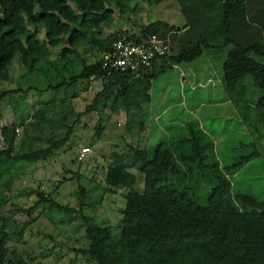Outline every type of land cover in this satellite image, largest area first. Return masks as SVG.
<instances>
[{"label":"trees","instance_id":"16d2710c","mask_svg":"<svg viewBox=\"0 0 264 264\" xmlns=\"http://www.w3.org/2000/svg\"><path fill=\"white\" fill-rule=\"evenodd\" d=\"M132 1L0 0V81L8 80L14 57L26 73L22 76H30L24 89L16 85L0 90V101L7 98L13 115L19 114V121L12 125L0 119L3 143L0 202L4 201L3 192H9L10 184L19 177L18 168L45 160L68 141L71 125L62 122L65 115L60 119L54 115L55 105L67 98L93 91L95 87L91 102L71 121L73 124L79 115L92 111L98 114L90 137L93 143L109 117L103 112L105 108L121 109L131 116L149 101L151 83L159 74L196 59L210 48L222 46L228 48L221 63L223 89L233 91L241 84L242 77L248 75L253 85L264 91V0H214L221 7L216 27L222 36L220 40L214 39L215 42H210L212 39L206 35L210 29L203 26L212 14L213 4H202L206 6V16L200 19L201 30L192 26V19L176 27L158 20L143 23L139 35L155 33L163 37L164 31L171 29L168 37H163L168 40L167 52L155 60L151 74L143 78L122 71L112 70L107 74L101 67L102 54L109 49L118 29L103 37L100 27L115 12L134 11L135 4L129 6ZM140 1L150 5L159 0ZM85 42L97 47L101 55L85 62L77 50ZM90 76L103 78L101 82H92ZM28 94L37 96L36 105L29 111ZM255 104L264 110V95ZM27 115L34 119L33 124L39 130L50 129L54 136L46 134L40 138L34 134L20 139L18 145L15 129ZM250 123H245L249 132L253 126ZM60 127H65L63 133H57ZM263 127H254L258 132L256 138H264V129L260 130ZM185 129L183 135L110 154L101 182L105 191L124 188L117 231L91 216L82 217L86 244L73 251L85 257V264H264V198L259 200L253 191L237 189L231 178L245 168L253 153L235 155L238 148H247V143L242 142L243 146L229 150L233 154L230 162L221 165L212 137L198 122L187 121ZM35 140L44 146H32ZM88 144L85 145L89 148ZM83 157L77 160L82 161ZM130 167L142 174L141 187L134 184L135 175ZM199 184L201 193L197 191ZM77 186L76 206L60 204L39 191L37 199L27 207L8 202L11 216L23 213L27 217L21 223L14 222L15 242L22 241L39 206L38 216H44L53 225L56 221L70 222L75 214H82V207L91 203L86 201L89 195L84 188ZM16 192L32 194L33 190ZM7 239V233L1 230L0 264H14L6 257ZM15 264L24 262L17 258Z\"/></svg>","mask_w":264,"mask_h":264},{"label":"rangeland","instance_id":"374dc122","mask_svg":"<svg viewBox=\"0 0 264 264\" xmlns=\"http://www.w3.org/2000/svg\"><path fill=\"white\" fill-rule=\"evenodd\" d=\"M205 3L213 4V9L212 14L207 16L208 18L204 21L203 26H208L210 30L206 32V35L212 39L210 42H215L214 39L219 37L220 40L222 36L219 33V28L216 27L221 17V7L214 0H159L150 5L140 0H134L129 3V6L135 4L136 9L134 11L125 10L121 13L115 12L113 17L100 27L101 36L106 37L114 30H124L130 27L128 30L136 32L140 25L154 20L163 22L167 26L176 27L184 26L186 22L192 19V26L201 30L202 23L200 19L202 16H206L204 14L206 6H202ZM95 37L98 38L99 35L95 34ZM56 50H58V47ZM77 50L85 62H90L101 55L100 51H97V47L86 42L80 44ZM227 51L226 46L218 49L210 48L205 52V55L202 54L198 58V64H189L188 66L179 64L178 67L174 66L171 70L158 75L152 83L153 86L150 87L149 101L143 103L142 110L132 113L129 117L124 110L111 111L105 108L103 112L108 114L109 117L105 120L100 135L94 138L93 143L90 142V137L93 135L98 114L92 111L79 115L78 120L73 124L71 121L77 113L83 111L87 104L91 102L95 87L93 91L80 93L77 97L67 98L62 104H56L54 107L55 119H60L61 115H65L62 122L71 125L72 132L68 141L54 150L50 157L45 160L26 163L18 168L19 177L10 184L11 190L3 192L2 199L4 201L0 202V233L3 230L8 235V239L5 241L7 246L6 257L14 264L17 258H20L24 264H85V257L77 255L73 251V248L82 247L86 244L82 217L91 216L96 222L103 223L102 225L106 224L114 232L117 231L118 207L122 206L123 203L124 188L119 187L105 191V186L101 182V173L106 162L110 160V154L113 151L120 154L125 153L135 145H151L163 140L166 135L168 137L183 135L187 132L185 129L186 122H191L196 118L201 125L208 128L212 126L215 131L216 120L213 121L208 116L212 110H207L209 108L207 104L206 107L202 104L198 105L199 102L214 104L215 101L222 100L224 102L227 99L240 116L251 120L250 124H253L252 131L249 132V137L241 140L246 142V146L249 148L248 150L238 148L235 155L252 152L253 158L247 165H244L245 168L242 167L243 170H240L231 178L237 189L253 191L259 200L264 198V147L262 145L264 138H256L258 132L254 129V127L258 129L259 126H264V116H262L260 107L255 104L257 98L264 95V91L257 89L248 75L242 77L241 84H238L233 91L223 89L221 63ZM202 56L210 63L209 66L205 65L207 69L199 64L203 61ZM182 70L192 71V73L188 74L190 82L186 81L184 86L180 82L179 87V80L184 79V76L182 77L180 74ZM9 71L8 80L0 81V90L14 88L16 85L24 89L30 81V76L28 75L27 78L22 76L26 73L15 57L11 61ZM204 71L208 72L206 74L208 76L205 78L202 77ZM179 74L181 79L178 78ZM197 77L201 78L197 79ZM197 82H204V86H200L205 87L201 93L203 97L192 93L194 91L191 87L194 84L198 85ZM167 87L168 89H166ZM182 88L185 92H182ZM32 94L27 95L29 101L27 104L28 111L36 105L35 98L37 96L34 97ZM13 95L18 96L16 93ZM7 100V98H4L0 101V119L12 125L16 120L19 121V114L13 115L11 113ZM217 104H220V102ZM226 106H222L223 109H220V112L223 111L221 118L225 120L221 123L224 126V132L230 130V123H232V119L235 120L236 118L234 111L227 109ZM192 108L194 110H191ZM22 111L20 110V113ZM33 122L34 119L27 115L23 123L17 125L15 132L18 145L20 139L30 135L36 134L40 138H44L46 134L54 136L53 131L50 129L48 131H45V129L39 130ZM249 129L247 128L248 131ZM263 129L264 127L260 130ZM64 131L65 127H60L57 133H63ZM233 140V136L227 138L226 135L223 142L218 143L217 147L214 146V151L221 165L230 162L233 154L229 153V150L239 145L238 142H232ZM88 142H90V145ZM85 144H88L90 149L88 148L82 161H79L77 160L78 146H86ZM1 146H3V143L0 136ZM32 146H44V143L35 140ZM255 151H258V153L256 154ZM129 170L135 175L134 184L141 187L142 174L132 167ZM78 184L89 195L86 201L91 203L82 207V214H75L70 222L56 221V224L53 225L44 216H38L40 214L39 206L33 213L37 214L38 217L36 216L33 221L28 223L22 241L15 242L14 222L21 223L27 217L23 213H15L11 216L8 211V202L27 207L37 199L36 192L39 191L44 195L53 197L60 204L76 206ZM200 186V184L197 186L198 193L202 192L199 189ZM28 188L33 190L32 194H18L16 192ZM12 195H14L13 198H11ZM90 195L93 196L90 197ZM10 198L11 200H9ZM54 218L56 220V216Z\"/></svg>","mask_w":264,"mask_h":264},{"label":"built area","instance_id":"2783aa9c","mask_svg":"<svg viewBox=\"0 0 264 264\" xmlns=\"http://www.w3.org/2000/svg\"><path fill=\"white\" fill-rule=\"evenodd\" d=\"M167 50L168 40L155 33L139 35L138 31L124 32L118 29L109 49L102 54L101 67L107 74L113 70L143 78L151 74L153 63ZM97 78L90 76L89 80L101 82L103 77ZM87 151V146H78L77 157L82 158Z\"/></svg>","mask_w":264,"mask_h":264},{"label":"crops","instance_id":"0c3cea01","mask_svg":"<svg viewBox=\"0 0 264 264\" xmlns=\"http://www.w3.org/2000/svg\"><path fill=\"white\" fill-rule=\"evenodd\" d=\"M146 23V22H145ZM140 27V26H139ZM131 28V27H130ZM130 28H127V29H124L125 31H128V32H134V30H128V29H130ZM139 29V28H138ZM168 30H166V31H164V36L163 37H168V34H169V32L171 31V29H169V28H167ZM229 47V46H228ZM204 55L206 54L205 52L203 53ZM202 55V54H201ZM200 55V56H201ZM199 56V57H200ZM199 57H197L196 59H194V60H192V61H190V62H186V63H181V65L182 64H185V65H189V64H191V65H196V64H198V58ZM202 59H203V61H201L199 64H200V66H202V67H205V65H208L209 66V62H207V60H206V58L204 57V56H202ZM177 67H178V65H176ZM174 67V66H173ZM172 67V68H173ZM202 67H200L201 69H202ZM172 68H170L169 70H171ZM189 68V67H188ZM205 69H207V67H205ZM191 70V69H190ZM165 73V72H164ZM192 73V71L191 72H186V71H181L180 72V74H181V76L183 77L184 76V79H182V81L181 80H179V87H180V82L182 83V85L184 86V84H185V82L186 81H189L190 82V78L188 79V77H189V75L188 74H191ZM9 74H10V72H9ZM161 74H163V73H161ZM180 74H179V76H178V78H180ZM206 74H208V72L207 71H204L203 72V75H202V77L203 78H205V77H207L208 75H206ZM160 75V74H159ZM210 76V75H209ZM177 78V79H178ZM198 78H201V77H197V79ZM156 79V78H155ZM154 79V80H155ZM181 79V78H180ZM153 80V81H154ZM153 81H152V83H153ZM152 83H151V86H153L152 85ZM197 84L198 85H193L192 87H191V89L194 91V92H192L194 95H196V94H199L201 97H203V95L201 94L202 93V91H203V89L205 88V87H200V86H204V82H197ZM182 86V87H183ZM199 86V87H198ZM178 87V88H179ZM166 89H168V87L166 88ZM223 90V89H222ZM221 90V91H222ZM182 92H185V91H183V88H182ZM223 92H224V90H223ZM225 93V92H224ZM178 94H179V92H178ZM184 94V93H183ZM205 95V94H204ZM225 95V94H224ZM226 98V97H225ZM208 102H209V100H207ZM222 101V100H221ZM221 101H215V103L214 104H210V102L209 103H202V102H199L198 103V105L199 104H202L203 106H205L206 107V104L207 105H209V108L207 109L208 111H211L212 110V112L210 113V115H208L210 118L209 119H212L213 121H214V119L216 120V122H215V131H214V128L211 126V127H204L203 125H201L198 121H197V118L196 119H193V120H196L197 122H198V124H199V126H200V128H202L204 131H206V133L210 136V137H212V140L214 141V146L215 147H217V145H218V143H221V142H223V140H224V137L227 135V138H229V137H234V140L232 141V142H238L239 143V145L238 146H241L243 143H242V139L244 140L245 138H247V137H249V131L247 130V128H248V126L245 124L246 122H250L251 120L250 119H246L244 116H240L239 114H238V112L229 104L230 102H228L227 101V99H225V101L223 102H221ZM204 102V101H203ZM220 102V104H217V103H219ZM191 103H194V102H191ZM164 104H168V103H164ZM229 104V105H228ZM169 105H170V103H169ZM192 105H194V104H192ZM225 105H227L226 107H227V109H231V110H233L234 111V113L236 114V118H235V120L234 119H232V123H230L231 125V127H230V130L228 131V132H224V126L221 124L223 121H225L223 118H221L222 116H223V111L222 112H220V109L222 108V106L224 107ZM228 106H230V108H228ZM208 107V106H207ZM216 107H217V109H216ZM223 109V108H222ZM261 109V113H262V116H263V114H264V110L262 109V108H260ZM191 110H194V108H192ZM12 113V112H11ZM218 118H219V121H218ZM243 120H244V122H243ZM246 136V137H245ZM166 137H168L167 135H166ZM243 146V145H242ZM236 148V147H235ZM235 148H232V149H235ZM230 149V148H229ZM238 150V149H237ZM242 150H248V147L247 148H242ZM246 164H248V163H246Z\"/></svg>","mask_w":264,"mask_h":264}]
</instances>
